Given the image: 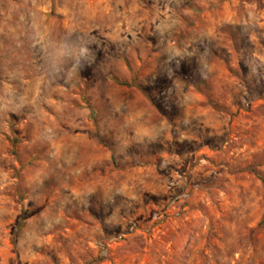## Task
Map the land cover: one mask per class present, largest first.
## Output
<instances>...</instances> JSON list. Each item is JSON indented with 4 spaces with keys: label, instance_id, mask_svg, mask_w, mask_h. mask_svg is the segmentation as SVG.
<instances>
[{
    "label": "rangeland",
    "instance_id": "1",
    "mask_svg": "<svg viewBox=\"0 0 264 264\" xmlns=\"http://www.w3.org/2000/svg\"><path fill=\"white\" fill-rule=\"evenodd\" d=\"M264 0H0V264H264Z\"/></svg>",
    "mask_w": 264,
    "mask_h": 264
},
{
    "label": "trees",
    "instance_id": "2",
    "mask_svg": "<svg viewBox=\"0 0 264 264\" xmlns=\"http://www.w3.org/2000/svg\"><path fill=\"white\" fill-rule=\"evenodd\" d=\"M263 182H264V180H263Z\"/></svg>",
    "mask_w": 264,
    "mask_h": 264
}]
</instances>
